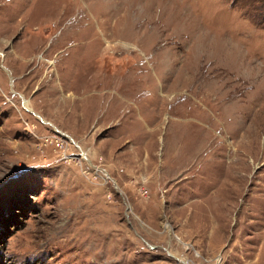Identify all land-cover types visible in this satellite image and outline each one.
<instances>
[{"label":"rangeland","instance_id":"1","mask_svg":"<svg viewBox=\"0 0 264 264\" xmlns=\"http://www.w3.org/2000/svg\"><path fill=\"white\" fill-rule=\"evenodd\" d=\"M186 263L264 264V0H0V264Z\"/></svg>","mask_w":264,"mask_h":264},{"label":"bare ground","instance_id":"2","mask_svg":"<svg viewBox=\"0 0 264 264\" xmlns=\"http://www.w3.org/2000/svg\"><path fill=\"white\" fill-rule=\"evenodd\" d=\"M24 108L27 109L28 111L30 110V109L28 108L27 103L24 104ZM81 152H82V151H81ZM82 157H83V156H82ZM179 240H180V239H179ZM180 241H181V240H180ZM181 243H183V242H181ZM175 256H176V255H175ZM173 257H174V256H173ZM175 258L177 259L178 257H175ZM178 261L181 262V263H185L183 260H180V259H179ZM186 264H189V263H186Z\"/></svg>","mask_w":264,"mask_h":264},{"label":"trees","instance_id":"3","mask_svg":"<svg viewBox=\"0 0 264 264\" xmlns=\"http://www.w3.org/2000/svg\"><path fill=\"white\" fill-rule=\"evenodd\" d=\"M3 231H4V232H3L2 234L4 235V233H5V229H4ZM2 234H1V235H2ZM3 235H2V236H3ZM7 237L9 238V236H6V235H5V237H4L3 240L5 241ZM3 240H2V241H3ZM3 243H5V242H2V244H3Z\"/></svg>","mask_w":264,"mask_h":264}]
</instances>
